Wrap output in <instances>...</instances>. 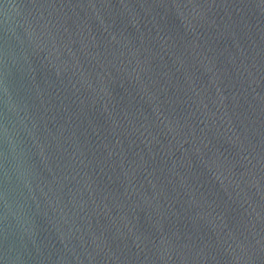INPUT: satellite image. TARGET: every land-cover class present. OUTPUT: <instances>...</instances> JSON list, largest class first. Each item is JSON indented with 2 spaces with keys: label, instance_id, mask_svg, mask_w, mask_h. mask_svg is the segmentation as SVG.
<instances>
[{
  "label": "water",
  "instance_id": "1",
  "mask_svg": "<svg viewBox=\"0 0 264 264\" xmlns=\"http://www.w3.org/2000/svg\"><path fill=\"white\" fill-rule=\"evenodd\" d=\"M0 264H264V0H0Z\"/></svg>",
  "mask_w": 264,
  "mask_h": 264
}]
</instances>
